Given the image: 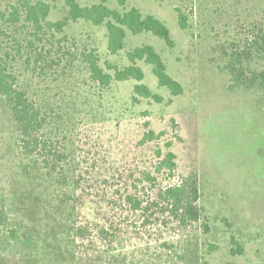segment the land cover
I'll list each match as a JSON object with an SVG mask.
<instances>
[{
    "label": "rangeland",
    "instance_id": "374dc122",
    "mask_svg": "<svg viewBox=\"0 0 264 264\" xmlns=\"http://www.w3.org/2000/svg\"><path fill=\"white\" fill-rule=\"evenodd\" d=\"M54 4L57 20L67 7ZM128 5L161 18L176 46L144 32L126 47L153 45L183 93L172 96L141 61L144 82L162 102L133 100L137 81L127 80L115 81L96 105L81 103L82 117L57 143L69 155L65 184L40 166L25 169L30 160L0 104V264H264V108L257 89L232 86L223 69V52L264 19V0ZM176 6L188 14V29ZM68 32L97 46L103 66L127 64L125 50L110 54L105 27L79 22ZM150 129L164 135L144 140ZM167 142L177 155L173 175L156 169ZM190 174L200 181L203 216L184 225L160 194ZM128 197L141 203L138 210ZM238 245L241 254L232 252Z\"/></svg>",
    "mask_w": 264,
    "mask_h": 264
},
{
    "label": "trees",
    "instance_id": "16d2710c",
    "mask_svg": "<svg viewBox=\"0 0 264 264\" xmlns=\"http://www.w3.org/2000/svg\"><path fill=\"white\" fill-rule=\"evenodd\" d=\"M114 1L118 6H113ZM65 5L66 14L53 20L54 0H0V104L17 134L22 153L30 160L25 169L40 166L48 174L57 175L56 181L63 184L69 179V171L65 172L69 155L57 143L68 139L70 127L82 117L81 103L86 105L89 100V105H96L115 81L127 80L137 81L133 100L142 97L162 102V95L144 82L146 74L141 61L152 67L159 85L172 96L184 90L153 45L126 47L130 36L148 32L162 38L169 48H175L171 31L161 18L129 6L128 0H96L85 5L80 0H65ZM175 11L180 28L188 29L189 16L183 7L176 6ZM79 22L105 27L110 54L118 55L125 50L127 64L120 67L107 61L103 66L97 46L68 32ZM242 42L241 45L233 42L223 52V69L232 86L257 89L264 108V19L252 24ZM163 135L164 131L156 133L150 129L143 139L152 141ZM171 147L172 143L167 142L166 151L159 152L161 160L156 169L173 175L177 155ZM147 178L151 180V174ZM160 197L184 225L201 220L197 175L190 174L178 184L166 187ZM128 200L135 210L140 208L139 201L132 197ZM11 234L16 237L17 230L12 229ZM232 243L238 241L233 237ZM237 247L232 252L241 254L243 247Z\"/></svg>",
    "mask_w": 264,
    "mask_h": 264
}]
</instances>
